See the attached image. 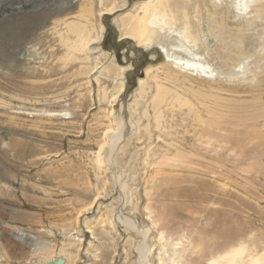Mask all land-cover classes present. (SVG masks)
<instances>
[{
    "label": "bare ground",
    "instance_id": "6f19581e",
    "mask_svg": "<svg viewBox=\"0 0 264 264\" xmlns=\"http://www.w3.org/2000/svg\"><path fill=\"white\" fill-rule=\"evenodd\" d=\"M63 1L37 29L41 39L50 38L59 45L57 61L63 69L77 66L73 75L86 93L77 97L74 106L69 104L59 112L35 110L34 120L54 124L53 120L76 119L79 111H73L93 102L92 88L97 86L102 121L91 159L96 183L85 182L93 187V194L86 192L82 202L79 199L82 204L73 225L65 230L67 239L59 250L36 237L39 243L34 250L39 257L35 264H78L83 240L71 233L78 231L80 217L109 195L111 184L118 206H107L95 223L85 220L93 238L86 253L94 264L117 259L120 252L114 233L125 236L123 251L129 264H264V243L252 239L236 245L216 241L207 249L203 240L191 249L164 243L165 232L152 210L154 192L161 187L182 182L215 191L230 187V180L216 178V172L199 174L203 165L260 163L264 146V0ZM110 17L132 55H138L141 48L163 57L157 67L145 69L144 78L137 80L132 92L128 87L132 65L116 64L115 51L109 53L105 47ZM38 56L36 51L30 52L23 67L31 73L47 70L50 62H38L42 60ZM103 77L110 80L111 91ZM9 119L13 124L21 121L16 112ZM13 146L20 149L23 144L17 141ZM39 153L42 156L36 163H49L53 157L47 149ZM140 163L144 166L141 172ZM149 167L155 168L151 174ZM203 178L212 183L205 184ZM239 190L245 192V188ZM207 197L210 200L202 203L216 205ZM0 223L6 222L0 219ZM17 235L23 236V232L17 230Z\"/></svg>",
    "mask_w": 264,
    "mask_h": 264
},
{
    "label": "rangeland",
    "instance_id": "374dc122",
    "mask_svg": "<svg viewBox=\"0 0 264 264\" xmlns=\"http://www.w3.org/2000/svg\"><path fill=\"white\" fill-rule=\"evenodd\" d=\"M63 2L0 0V219L6 222L0 223V264H35L39 257L34 250L38 238L59 250L67 239L65 230L73 225L75 212L82 204L79 199L82 202L87 193L93 194L90 191L93 187L86 183H96L91 159L97 151L102 121V110L96 103L97 86L92 88L93 102L73 111L80 112V117L75 113L79 121L75 118L63 120V123L62 119L53 120L54 124L35 121V110L45 108L59 112L74 106L79 96L86 93V88L81 87L73 75L77 66L63 69L57 61L61 55L59 45L50 38L41 39V30L37 29L38 25L49 21ZM106 25V50L109 53L115 51L116 64L132 65L128 72V87L131 92L135 91L137 80L144 78L145 69L157 67L163 57L141 48L138 55H132L130 46L119 38L112 17ZM32 51L42 58L38 62L45 59L50 62L47 70L31 73L23 67ZM103 80L107 81L105 86L111 91L110 80L104 77ZM9 107L15 110L12 112ZM15 112L20 114L21 121L13 124L9 118ZM17 141L23 144L20 149L13 146ZM44 149L53 156L45 163L49 164L47 166L35 162ZM259 157L258 164L203 165L205 169L199 174L211 176L216 172V178L230 180L231 185L226 191H215L206 185L197 188L186 182L157 189L152 210L165 232L164 243L183 244L189 249L200 240L205 241V249L216 241L236 245L252 239L258 244L264 243V146ZM127 168L131 170L129 166ZM137 168L141 172L144 166L140 163ZM154 170L149 167L150 174ZM185 173L189 174L188 171ZM202 180L207 181L205 184L212 183L208 178ZM141 182L138 178L139 189ZM241 188H245V192L239 190ZM112 190L111 184L109 195L101 197L99 204L84 215L86 217L82 215L78 231L71 233L73 237L79 234L83 240L78 264H94L86 253L93 238L86 229L85 220L88 218L87 223H95L107 212V206H118L117 194ZM207 196L214 199L216 205L206 203L210 200ZM17 230L23 232V236L17 235ZM114 237L120 257L105 264H129L123 251L125 236L118 237L114 233ZM132 255L129 257L131 262L134 260Z\"/></svg>",
    "mask_w": 264,
    "mask_h": 264
}]
</instances>
